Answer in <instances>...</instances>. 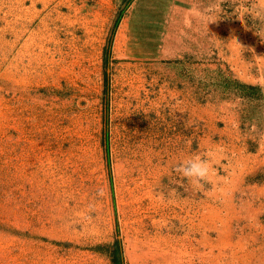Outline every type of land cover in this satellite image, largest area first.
Returning a JSON list of instances; mask_svg holds the SVG:
<instances>
[{"label":"rangeland","instance_id":"rangeland-1","mask_svg":"<svg viewBox=\"0 0 264 264\" xmlns=\"http://www.w3.org/2000/svg\"><path fill=\"white\" fill-rule=\"evenodd\" d=\"M0 264H264V0H0Z\"/></svg>","mask_w":264,"mask_h":264},{"label":"clouds","instance_id":"clouds-1","mask_svg":"<svg viewBox=\"0 0 264 264\" xmlns=\"http://www.w3.org/2000/svg\"><path fill=\"white\" fill-rule=\"evenodd\" d=\"M175 171L193 184L198 185L201 181H205L208 178L210 168L207 160L197 156L179 165Z\"/></svg>","mask_w":264,"mask_h":264}]
</instances>
